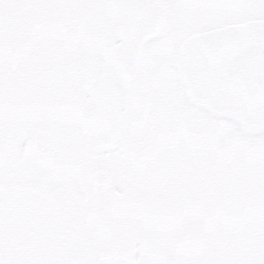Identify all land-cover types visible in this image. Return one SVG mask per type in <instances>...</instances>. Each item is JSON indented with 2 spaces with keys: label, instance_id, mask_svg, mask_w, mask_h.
<instances>
[{
  "label": "snow or ice",
  "instance_id": "6c2138e0",
  "mask_svg": "<svg viewBox=\"0 0 264 264\" xmlns=\"http://www.w3.org/2000/svg\"><path fill=\"white\" fill-rule=\"evenodd\" d=\"M0 264H264V0H0Z\"/></svg>",
  "mask_w": 264,
  "mask_h": 264
}]
</instances>
